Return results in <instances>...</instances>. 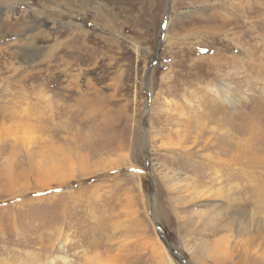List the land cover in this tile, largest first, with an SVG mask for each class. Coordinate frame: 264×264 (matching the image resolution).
<instances>
[{
  "label": "rangeland",
  "instance_id": "obj_1",
  "mask_svg": "<svg viewBox=\"0 0 264 264\" xmlns=\"http://www.w3.org/2000/svg\"><path fill=\"white\" fill-rule=\"evenodd\" d=\"M181 261L264 264V0H0V264Z\"/></svg>",
  "mask_w": 264,
  "mask_h": 264
},
{
  "label": "water",
  "instance_id": "obj_2",
  "mask_svg": "<svg viewBox=\"0 0 264 264\" xmlns=\"http://www.w3.org/2000/svg\"><path fill=\"white\" fill-rule=\"evenodd\" d=\"M164 21H165V19H164ZM160 40H161V38H159V40H158V43H160ZM159 47V46H158ZM177 258H179V255H177V254H175V253H173ZM181 263L182 264H184L182 261H181Z\"/></svg>",
  "mask_w": 264,
  "mask_h": 264
},
{
  "label": "bare ground",
  "instance_id": "obj_3",
  "mask_svg": "<svg viewBox=\"0 0 264 264\" xmlns=\"http://www.w3.org/2000/svg\"><path fill=\"white\" fill-rule=\"evenodd\" d=\"M225 96V95H224ZM214 197H216V196H214ZM225 229V228H224ZM63 242L64 243H66V237L63 239ZM66 261V260H65Z\"/></svg>",
  "mask_w": 264,
  "mask_h": 264
}]
</instances>
